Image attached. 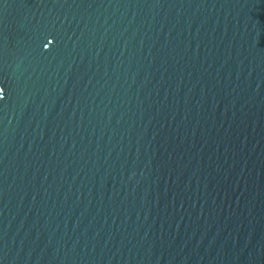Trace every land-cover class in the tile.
Wrapping results in <instances>:
<instances>
[{
    "label": "water",
    "instance_id": "95a60500",
    "mask_svg": "<svg viewBox=\"0 0 264 264\" xmlns=\"http://www.w3.org/2000/svg\"><path fill=\"white\" fill-rule=\"evenodd\" d=\"M0 264H264V0H0Z\"/></svg>",
    "mask_w": 264,
    "mask_h": 264
},
{
    "label": "snow or ice",
    "instance_id": "6c2138e0",
    "mask_svg": "<svg viewBox=\"0 0 264 264\" xmlns=\"http://www.w3.org/2000/svg\"><path fill=\"white\" fill-rule=\"evenodd\" d=\"M0 92H2V90H0Z\"/></svg>",
    "mask_w": 264,
    "mask_h": 264
}]
</instances>
